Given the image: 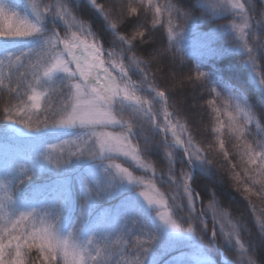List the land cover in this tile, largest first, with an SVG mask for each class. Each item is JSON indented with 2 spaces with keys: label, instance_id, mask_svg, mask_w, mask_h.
<instances>
[{
  "label": "snow or ice",
  "instance_id": "1",
  "mask_svg": "<svg viewBox=\"0 0 264 264\" xmlns=\"http://www.w3.org/2000/svg\"><path fill=\"white\" fill-rule=\"evenodd\" d=\"M89 2L92 14L102 19L103 29L113 37L107 48L94 24L74 14V0H28L23 15L11 0H0V87L17 101L3 109L4 118L23 124L31 137L49 131L69 137L38 144L24 162L10 153L0 159V264H37L40 258L42 264H158L153 245L165 251L180 246L195 250L193 258L177 264H211L208 253L213 247L224 253L234 250L229 264H259L251 238L264 246V207L258 209L249 199L251 226L243 213L230 217L214 197L197 207L203 197L192 187L195 170L213 177L212 160L179 116L173 119L169 95L156 85L133 42L165 29L167 46L154 49L161 56L176 47L186 27L215 23L229 15L240 19L239 24L233 20L215 25L214 31L237 33L232 50L247 54L259 104H250L245 91L199 66L195 79L212 84L215 99L209 103L218 123L213 130L219 133L227 127L237 141L234 147L243 169V177L232 174L237 190L242 186L246 198L256 196L264 202V71H254L257 54L264 60V13L252 16L247 0H193L189 7L181 0H128L123 6L126 13L121 11L116 20L111 8L97 0ZM125 15L137 22L131 37L118 31ZM133 74L139 79L134 80ZM221 115L227 117L226 123ZM219 147L224 150L223 140ZM180 149L186 159L177 174L173 154ZM160 151L168 159L173 192L183 189L182 195H171V205L151 179L146 182L124 166L130 162L155 176L146 157ZM228 155L225 150V158ZM79 162L87 169L74 179L67 172ZM45 172L54 175L44 199L22 192L23 185H32ZM74 183L83 198L78 207ZM125 193L114 212L89 222L100 201ZM33 250L38 256L32 255ZM126 255L132 258L125 259Z\"/></svg>",
  "mask_w": 264,
  "mask_h": 264
},
{
  "label": "trees",
  "instance_id": "2",
  "mask_svg": "<svg viewBox=\"0 0 264 264\" xmlns=\"http://www.w3.org/2000/svg\"><path fill=\"white\" fill-rule=\"evenodd\" d=\"M40 2H47V0H40ZM74 2L77 6V11L74 14H77L78 18L87 19L90 23L94 24L93 30L107 48L113 37L110 32L103 29L102 19L92 14L89 0H74ZM163 2L164 0H161V3ZM247 2L253 8L252 16L259 18L264 13L263 0H247ZM27 3L28 0H11V5L14 10L19 11L21 15H23ZM97 3L111 8L113 18L119 20V13L121 11L126 13V8L123 6L128 3V0H97ZM181 3L189 7L193 3V0H181ZM233 20H235V17L229 15L225 19L216 20L215 23L201 22L196 26L186 27L184 35L177 39L176 47L161 56H156L154 49H160L162 51L167 46V32L165 29L153 30L151 35L146 34L143 42L140 38H137L133 43L137 46L134 49L136 55L148 62L147 69L154 75L156 85L162 90H165L169 95V111L174 113L173 119L175 120L176 116H179L181 123L186 125L188 133L191 134L194 142L204 149L208 158L212 160V168L215 173L213 177L207 176L199 168L195 170L192 187L203 197V204L198 199L197 207L206 206L208 200L214 197L216 203L225 209L230 217H239L243 213L244 219L251 226L253 217L251 215L249 199L256 204L258 209L264 207V202H261L256 196L246 198V195L243 194L242 186L240 190H237L235 186L236 182L232 179L233 171L241 173L243 177L239 153L234 147L237 141L229 133L227 127L219 133L213 130L218 127V123L216 112L209 103V101L215 99V95L210 93L212 84L204 80L195 79L196 69L199 66L200 70L209 72L214 78H222L224 81L229 82V86L234 85L236 88L245 91L250 104H259L261 97L258 89L251 80L253 70L250 69L247 54L242 49L232 50V41L237 36L236 32L230 29L229 34L219 35L214 31L215 25L228 24ZM150 21L151 14L147 18L149 27H151ZM136 23L134 17L125 15L123 22L118 23V31L122 35L131 37L136 30ZM62 27L61 34H63ZM2 45L3 40L0 39V46ZM4 71L7 74L8 70L5 69ZM254 71L256 73L264 71V60L259 58V54H257V67ZM171 74H173V78ZM190 76L193 79L189 80L188 78ZM132 78L138 80L139 75L133 74ZM39 90L44 91V89ZM47 98V96L44 97L42 106ZM16 102L14 95H10L6 88L0 87V159L3 158L5 153H10L19 157L20 162H24L31 154L32 149L39 146L38 144L48 142L58 143L59 139L69 138L65 134H62L53 136L52 138H44V140H37L38 142L36 143L25 137H14L11 132L13 126L28 130L23 124L11 123L3 116V109L9 103L15 104ZM53 103H56V101H53ZM217 106H220V101H217ZM219 119L225 123L227 122L225 115H221ZM221 140L224 141V150H221L219 147ZM225 150L229 153L227 158L224 156ZM173 155L176 158L175 161L180 163L178 165L180 168L176 170L175 167L174 169L178 174L182 167L181 161L185 160V157L178 150ZM146 159L155 167L150 155ZM125 164L128 167L132 166L129 163ZM233 164L237 165L235 169L232 168ZM183 167L185 171L189 170L188 166L183 165ZM86 169L87 166L84 162L74 163L67 174L75 179L86 171ZM165 172L166 169L162 172L156 169V175L153 176V172L149 170L146 172V176H149L153 183L171 198L169 194L171 184L168 175H164ZM53 175L51 172L43 173L39 178L34 179L32 185H23L22 192L34 195L37 200L44 199L48 194V188L52 183ZM124 195H127V193L117 195L106 201H100L88 217L89 222L102 213L114 212L120 206ZM73 198L77 207L83 203L78 185L75 183L73 185ZM208 224L209 230L211 231V213H209ZM251 239L255 245L256 259L259 264H264V246L260 245L259 240L255 236ZM212 249L220 254L214 247ZM184 250L185 246L171 248L167 251L155 245L151 248V251L155 253L158 264H172L175 257ZM233 251V249H228L227 253H225L228 259L234 258L232 256ZM32 255L38 256L36 250H33ZM131 258L130 255L125 256V259L130 260ZM212 260L214 264H225L222 262V258H212ZM37 264H42V258L38 259Z\"/></svg>",
  "mask_w": 264,
  "mask_h": 264
},
{
  "label": "rangeland",
  "instance_id": "3",
  "mask_svg": "<svg viewBox=\"0 0 264 264\" xmlns=\"http://www.w3.org/2000/svg\"><path fill=\"white\" fill-rule=\"evenodd\" d=\"M263 2H264V0H263ZM235 22L238 23V24L241 23L240 19L239 18H236V17H235ZM236 35H237V33H236ZM171 77L172 78L174 77L173 74H171ZM43 100H44V97L41 99V104H42V101ZM162 119H163V117L161 116V120ZM11 132H12V135L14 137H16V138H23V137H25V138L29 139L30 141H34V140H36V141L38 140L39 141L40 139H43L44 140V138H46L49 134L50 135L51 134H53V135H55V134L56 135H60L61 134V133H52V132L49 131V132L42 133L39 137H31V136H28V134H27L28 133V130H26L24 128H21V127H18V126H13ZM145 135H148V133H145ZM155 139H159V138L156 137ZM149 155L152 158L151 160L153 161L154 166L156 167V168L155 167H153V168L155 170L157 169L160 172H162V171H164V169H166V172L164 173V175L167 174L169 164H168L167 157H165L164 154H163V151L153 152V153H151ZM173 159L176 160V158H175L174 155H173ZM149 161H150V159H149ZM117 162L123 163V161H117ZM177 163L178 162L175 163L176 170H177V168H180V166H178L180 163H178V164ZM129 164H131V163L129 162ZM124 166L125 167H128L125 163H124ZM129 170L130 171H133V174L134 175L143 177L146 182L151 179L149 176H146V172H144L143 170L136 169L134 165H132L131 167H129ZM155 187L160 192L164 193L165 199H167L168 200V203L171 205V203H172L171 198H169L164 191H162L161 189H159L158 186L155 185ZM171 188H172V186H171ZM171 188L169 190V194L170 195H173V194L182 195V192H183V189L182 188L178 189L175 193L173 192V190ZM141 190H143V189L142 188L141 189H137V191H141ZM217 251H219V250H217ZM194 255H195V250L192 249L189 246H185V250L182 251L181 253H179L177 255V257H175V260H174V262L172 264H177V261H181V260L182 261H188L191 258H193ZM212 258H222L223 259V258H228V257L225 254L221 253V252H220V254L217 253L215 250H213L211 248V249H209L208 259L211 261V264H214Z\"/></svg>",
  "mask_w": 264,
  "mask_h": 264
}]
</instances>
